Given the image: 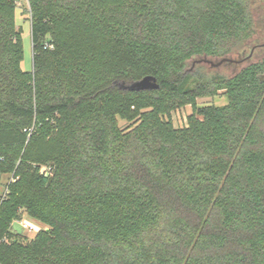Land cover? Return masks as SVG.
I'll use <instances>...</instances> for the list:
<instances>
[{"label": "trees", "instance_id": "16d2710c", "mask_svg": "<svg viewBox=\"0 0 264 264\" xmlns=\"http://www.w3.org/2000/svg\"><path fill=\"white\" fill-rule=\"evenodd\" d=\"M18 1L0 0V264H264V60L189 68L254 35L251 0H26L29 72ZM22 212L44 225L29 240Z\"/></svg>", "mask_w": 264, "mask_h": 264}, {"label": "rangeland", "instance_id": "374dc122", "mask_svg": "<svg viewBox=\"0 0 264 264\" xmlns=\"http://www.w3.org/2000/svg\"><path fill=\"white\" fill-rule=\"evenodd\" d=\"M17 9L15 12V21L17 26L23 30L22 31V41L24 47V58L21 63V67L24 71H32L33 68V49H32V35H31V21L29 19L28 14V3L26 0H19L17 3ZM250 13L253 18L255 33L252 38H260L264 35V0H251L250 4ZM263 39V38H261ZM264 40V39H263ZM243 43L237 47V50L231 52L227 56L223 58H229L233 61H225L221 65L216 66L215 64L218 63L222 58H215L209 56H197L190 60L189 68L191 70H197L198 66L201 67V71L210 72V73H219L226 76H232L239 72L242 68L250 63L257 62L261 60L263 55L259 57H255L248 61H244L242 63H238L236 61L244 58L245 56L249 55L250 49L246 52V48ZM250 48V47H249ZM264 74V73H262ZM122 87V85H121ZM228 99L227 96L223 92H219L216 95H204L200 96L195 100V104H188L183 105L175 110H173L170 114L165 115L166 119L172 121L174 126L182 127L187 125L188 118L191 114L196 111L197 107H204L207 105H217L223 106L227 104ZM121 126L125 127L128 125L127 121L120 120ZM8 175H3L2 180L0 182V193H3L6 188V183L8 182ZM21 222L28 223L33 225L35 230H30L23 228ZM12 232L14 234L22 235L23 240H29L33 238L38 231L44 228V225L35 221L34 219L30 218L25 212H22V219L15 220L12 223Z\"/></svg>", "mask_w": 264, "mask_h": 264}, {"label": "water", "instance_id": "95a60500", "mask_svg": "<svg viewBox=\"0 0 264 264\" xmlns=\"http://www.w3.org/2000/svg\"><path fill=\"white\" fill-rule=\"evenodd\" d=\"M225 61H233L232 59L229 58H222L218 63H216V66L221 65ZM259 79L261 81H264V74L259 75ZM126 90H131V91H142V90H155L160 88V84L158 82L157 77L153 75H148L145 76L144 78L133 82L132 84L128 86H122Z\"/></svg>", "mask_w": 264, "mask_h": 264}, {"label": "flooded vegetation", "instance_id": "af4514ba", "mask_svg": "<svg viewBox=\"0 0 264 264\" xmlns=\"http://www.w3.org/2000/svg\"><path fill=\"white\" fill-rule=\"evenodd\" d=\"M261 38L264 39V35L261 36L260 38H257V37L256 38H252L251 37L250 39H248L245 42H243V45L244 46L248 45V48H246V46L242 47V51H243V48H246V50L244 49V51L246 52L248 49H250V53H249V55L245 56L244 58H242V59H240V60H238L236 62L242 63L244 61H248V60L253 59L255 57H259L260 55H263V56H262L261 60H259L257 62L263 61L264 60V40L261 39ZM257 62H254V63H257ZM254 63H250V64H248L246 66H249V65L254 64Z\"/></svg>", "mask_w": 264, "mask_h": 264}, {"label": "built area", "instance_id": "2783aa9c", "mask_svg": "<svg viewBox=\"0 0 264 264\" xmlns=\"http://www.w3.org/2000/svg\"><path fill=\"white\" fill-rule=\"evenodd\" d=\"M43 170L47 171L46 168H44ZM21 224H22L23 228L30 229V230H35L33 225H30V224L25 223V222H21Z\"/></svg>", "mask_w": 264, "mask_h": 264}]
</instances>
